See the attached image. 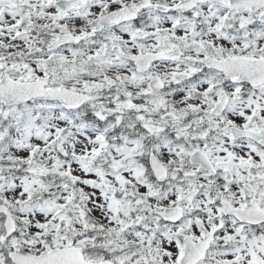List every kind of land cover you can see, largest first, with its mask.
Returning <instances> with one entry per match:
<instances>
[{"label": "snow or ice", "instance_id": "6c2138e0", "mask_svg": "<svg viewBox=\"0 0 264 264\" xmlns=\"http://www.w3.org/2000/svg\"><path fill=\"white\" fill-rule=\"evenodd\" d=\"M0 264H264V0H0Z\"/></svg>", "mask_w": 264, "mask_h": 264}]
</instances>
